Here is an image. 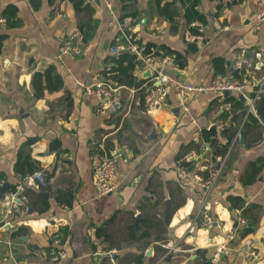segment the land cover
Here are the masks:
<instances>
[{"label": "crops", "instance_id": "obj_1", "mask_svg": "<svg viewBox=\"0 0 264 264\" xmlns=\"http://www.w3.org/2000/svg\"><path fill=\"white\" fill-rule=\"evenodd\" d=\"M107 3L110 9L89 1L91 14L77 15L70 0H41L38 10L30 0H0V16L15 7L20 20L17 28L0 31L7 35L0 54V264H54L43 254L64 229L69 235L61 243L68 258L58 264H209L236 229L239 211L249 225L239 228L233 254L220 264H264V167L254 183L243 179L252 163L264 160V125L247 134L242 145L229 141L234 145L213 163L214 148L201 133H211L231 110L223 104L225 95L192 94L187 112L170 96L165 108L148 113L144 97L153 85L151 76L131 52H111L124 45L123 34L129 32L143 47L164 46L184 56V67H169L166 73L186 83L211 85L221 76L214 69L219 59L227 70L224 78L231 80L243 69L245 84L251 85L264 77V20L256 17L257 0H199L207 22L203 40L192 43L184 36L180 0ZM82 23L92 34L82 55H61L64 40ZM97 83L117 91L116 104L87 94L86 88ZM100 108L103 114L97 113ZM216 133L211 134L220 137ZM54 143L58 148L52 150ZM100 146L118 161L116 190L107 197L98 195L91 163ZM188 146L181 160L195 163L194 175L203 177L210 165L220 169L209 194L181 177L178 157ZM20 155L23 171L17 170ZM36 171L47 179L46 188L31 182ZM3 186L8 188L1 193ZM233 197L243 200L242 208H232ZM43 203L49 205L44 213ZM204 205L220 227H204ZM174 206L180 207L161 237L180 253L156 244L157 230L142 239L144 215L162 224ZM132 229L136 240L130 238ZM100 246L112 256H96Z\"/></svg>", "mask_w": 264, "mask_h": 264}, {"label": "built area", "instance_id": "obj_2", "mask_svg": "<svg viewBox=\"0 0 264 264\" xmlns=\"http://www.w3.org/2000/svg\"><path fill=\"white\" fill-rule=\"evenodd\" d=\"M97 1L104 2L110 9L107 0ZM256 17L258 20H264V0H257ZM190 28H199L200 34L194 36L190 31L186 30L184 34L185 39L190 43L195 41H202V26H200L199 24H192ZM6 30L7 20L4 18H0V31L3 32ZM123 39L124 45L113 47L111 49V52L114 55H118L123 51L131 52L136 57L141 68L145 72L150 73L153 85L147 91L144 97V107L148 113H152L165 108L170 96L175 97L177 107L180 110H182L183 112H187V101L189 96L192 94L210 93L223 98L224 93L230 92L231 94H238L245 101L248 111L256 116V105L257 102L261 99L262 92L264 91V77L258 79L253 84L248 85L221 76H217L213 80L211 85L207 87L194 86L166 73L167 68L177 66L173 59L169 57L147 55L145 53V48L137 44L130 34L124 33ZM82 45L83 34L79 31L72 32L64 40L60 49V53L67 58L75 59L82 55ZM257 57L260 58V55H257ZM86 91L90 97L105 100L108 102V105L116 104L119 98L117 91L113 90L105 83H97L94 86L87 87ZM252 94H255V97H252ZM226 107L227 110H230V105H226ZM102 108L97 110V113L103 114L104 110ZM229 122V120H222L218 122L216 124V129L219 132L226 130L230 126ZM222 142L225 145H234V142L230 143L226 139H222ZM225 160H227V157L222 159V161ZM183 161L188 163L190 159L188 157H185ZM91 163L98 195L100 197H107L116 190L114 182L118 175V161L114 156L107 154L103 146H100L93 153L91 157ZM204 171L208 172L209 174V177L206 180H203L200 176H196L185 169L181 170V177L183 179L191 180L205 194H209L213 190L219 179L220 169L210 165L208 167H204ZM30 180L31 182H36L39 189H44L47 187V181L45 179V176L41 172H36L30 178ZM202 214L204 219L203 225L206 229H212L214 227L221 226L218 220L212 218L208 207L205 205L202 208ZM248 225L249 221L243 216L242 211H239L236 229L233 232L228 233L225 237L224 243L219 245L215 249L210 258V264H220L225 258H228L233 254V245L238 237L237 231H239L240 227H248ZM52 241V247L48 252H45L43 256L49 258V260L54 264L62 263L68 258V253L65 249V246L62 245L59 236H55ZM163 247L166 249H171L175 253L181 252V248H178L177 246L175 247L167 244ZM104 255L110 256L111 252H108L104 246H100L98 253H96V256Z\"/></svg>", "mask_w": 264, "mask_h": 264}, {"label": "trees", "instance_id": "obj_3", "mask_svg": "<svg viewBox=\"0 0 264 264\" xmlns=\"http://www.w3.org/2000/svg\"><path fill=\"white\" fill-rule=\"evenodd\" d=\"M70 2L73 4L74 9L76 11V14L79 15L81 13H88L91 14L90 4L89 0H70ZM30 3L34 10H38L41 6V0H30ZM180 3L185 8V20H186V30L190 31L194 36H197L200 34L199 28H190L192 24H199L200 26H204L206 24V18L198 11L199 6V0H180ZM18 10L15 7H8L5 12L2 13L0 18H4L7 20V30H11L14 28H17L20 25V20L17 18ZM125 19V17L122 18V22ZM80 31L83 34V43L87 42L92 38V34L89 33L91 31V27H84L83 23L79 27ZM127 34H130L129 32ZM131 35V34H130ZM7 35L5 33L0 34V54L2 51L3 43L6 40ZM192 46V45H191ZM145 53L149 56H161V57H173L174 62L176 65H179L180 67L185 66V58L178 52H174L164 46L156 47L152 44H148L144 46ZM193 50V49H192ZM136 60V57H133ZM214 69L215 72L218 75H221L222 77H227V70L224 65V61L222 60H215L214 61ZM245 70L240 69L239 71L232 74L231 80L238 81L240 83L245 84ZM247 83V82H246ZM252 97H255V94L251 95ZM223 104L230 105L231 110L229 112H224L222 115V120L226 121L229 119L230 126L226 130L220 132V137H213L210 132L204 131L201 133V140L209 143L213 148L214 152L212 154L211 162L215 163L217 158H223L227 152H228V146L224 145L221 142V139H226L228 141H233L234 139H237V142L239 141V138L246 139L247 134L259 130L262 125H264V96L262 94L261 99L257 102L256 105V116L248 112V108L245 104V101L238 95V94H231L230 96L226 97L223 100ZM58 148V143H54V146L52 145L51 149L55 150ZM191 149L190 146L186 147V152L183 155H180L178 157V163L180 169H185L188 172L195 173L197 166L194 162H182L183 156L188 154L189 150ZM197 153H200V146L198 145L197 148H195ZM19 162H18V171L24 170V164L22 167L21 164V155L19 156ZM264 167V160L260 159L256 161L255 163H252L249 167L248 172L246 173V176L244 180L245 184L254 183L257 178L259 177L262 169ZM31 169V168H30ZM34 169H31V172H33ZM37 172V171H36ZM35 172V173H36ZM33 173V174H35ZM203 177L201 178L203 180H206L209 177L208 172L202 173ZM46 179V178H45ZM47 181V179H46ZM48 183V182H47ZM230 202H232L233 209L242 208L244 205V202L240 198H230ZM60 202L63 203V200L60 199ZM180 206H174L167 214H165V221L161 224L159 221H156V217L150 216V215H144V219L141 223V229H145L146 233L142 237V239H147L148 237H151L150 232L157 230L159 232V235L155 238V243L158 245H167L168 242L164 237H161L163 233L166 234V228L168 227L174 213L177 211V209ZM49 209L48 203H43V209L41 210L43 213L46 212ZM250 230V227L246 229V231L243 233V236H245ZM25 232L24 229L19 231V234L22 235ZM136 232L132 229V233L130 238L133 240H136ZM60 239L62 243H65L66 238L68 237V231L67 229L62 230L60 233ZM98 236L100 238H104V232L103 230L99 229L97 232ZM54 239V238H53ZM52 239V240H53ZM53 242V241H52ZM210 264V261H209Z\"/></svg>", "mask_w": 264, "mask_h": 264}, {"label": "water", "instance_id": "obj_4", "mask_svg": "<svg viewBox=\"0 0 264 264\" xmlns=\"http://www.w3.org/2000/svg\"><path fill=\"white\" fill-rule=\"evenodd\" d=\"M232 71H233V70H230V72H232ZM148 75L150 76V73H148ZM224 95H225V97H228V96L231 95V93H230V92H226V93H224ZM210 131H211V133H212L214 136L217 135V133H216V128H215V127H212ZM239 142H240V145L243 144V140H242L241 137H240ZM6 188H8V186H3V187L1 188V193H3L4 190H5ZM140 219H141L140 216H138V217L136 218V226H138V224H139V222H140ZM150 254H151V252L148 253V255H150Z\"/></svg>", "mask_w": 264, "mask_h": 264}]
</instances>
